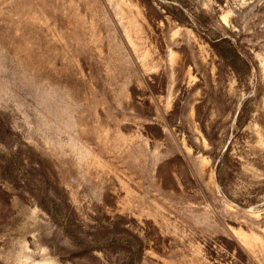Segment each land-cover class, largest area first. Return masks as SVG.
<instances>
[{
    "label": "rangeland",
    "instance_id": "obj_1",
    "mask_svg": "<svg viewBox=\"0 0 264 264\" xmlns=\"http://www.w3.org/2000/svg\"><path fill=\"white\" fill-rule=\"evenodd\" d=\"M135 258L264 264V0H0V264Z\"/></svg>",
    "mask_w": 264,
    "mask_h": 264
},
{
    "label": "trees",
    "instance_id": "obj_2",
    "mask_svg": "<svg viewBox=\"0 0 264 264\" xmlns=\"http://www.w3.org/2000/svg\"><path fill=\"white\" fill-rule=\"evenodd\" d=\"M140 251V250H139ZM135 261H136V258L135 259H133V261H132V263L131 264H134L135 263Z\"/></svg>",
    "mask_w": 264,
    "mask_h": 264
}]
</instances>
